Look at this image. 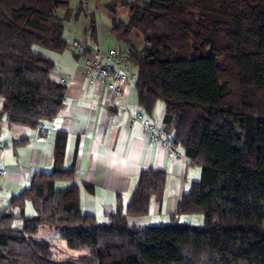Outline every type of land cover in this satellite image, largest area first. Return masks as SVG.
I'll return each mask as SVG.
<instances>
[{"label":"trees","instance_id":"trees-1","mask_svg":"<svg viewBox=\"0 0 264 264\" xmlns=\"http://www.w3.org/2000/svg\"><path fill=\"white\" fill-rule=\"evenodd\" d=\"M117 5L129 8L126 19ZM108 7L135 68L138 112L150 118L164 103L172 143L200 177L166 222L140 225L133 219L149 212L166 180L164 171L144 169L125 206L118 202L100 221L80 209L59 132L51 169L34 173L0 211V264H264V0H113ZM69 12L70 0H0L1 114L9 121L38 126L58 113L66 81L52 79L54 62L43 50L65 49ZM134 30L141 48L130 42ZM57 180L72 183L57 189ZM190 214L203 223L184 222ZM40 227L88 253L55 259L50 240L33 236Z\"/></svg>","mask_w":264,"mask_h":264},{"label":"crops","instance_id":"crops-1","mask_svg":"<svg viewBox=\"0 0 264 264\" xmlns=\"http://www.w3.org/2000/svg\"><path fill=\"white\" fill-rule=\"evenodd\" d=\"M112 1L70 0V12L64 19L65 49L43 50L54 62L52 79L66 81L64 101L53 119L38 126L9 121L1 114L0 96V170L4 171L0 175V211L13 195L29 185L34 173L51 169L59 132L66 134L63 164L65 167L74 164L80 209L100 221L107 219L118 202L125 206L144 169L162 170L166 180L162 193L152 198L149 212L133 219L140 225L166 222L191 182L200 177V167L180 147L176 146V157H168L160 139H151L139 122L132 123V116L142 110L133 81L122 86L121 97L102 84L87 82L91 52L111 49L127 52L112 30L113 12L108 7ZM115 12L120 19H126L124 8L117 5ZM73 40L86 41L87 53L83 55L78 48H72ZM130 42L139 48L143 46V38L136 30L131 33ZM129 70L135 73L132 65ZM163 115L164 108H157L156 103L149 117L163 135L171 134L163 123ZM71 183L57 180L55 187L61 189ZM201 219L199 214L182 218L193 224Z\"/></svg>","mask_w":264,"mask_h":264},{"label":"built area","instance_id":"built-area-1","mask_svg":"<svg viewBox=\"0 0 264 264\" xmlns=\"http://www.w3.org/2000/svg\"><path fill=\"white\" fill-rule=\"evenodd\" d=\"M72 48H78L81 52L88 50L86 41L73 40L70 43ZM131 63L127 52H119L115 49L108 51L94 50L89 54V63L86 69V79L90 85L102 84L108 90L114 92L117 97L123 94V85L129 80H134L135 73H130ZM65 81V79H61ZM132 123L139 122L146 129L153 140L160 139L167 150L168 157H176V146L172 143L171 134H162V130L142 112H136ZM4 173L0 170V175Z\"/></svg>","mask_w":264,"mask_h":264},{"label":"rangeland","instance_id":"rangeland-1","mask_svg":"<svg viewBox=\"0 0 264 264\" xmlns=\"http://www.w3.org/2000/svg\"><path fill=\"white\" fill-rule=\"evenodd\" d=\"M129 2H133L134 0H126ZM142 3V2H140ZM119 8H124L127 12L125 14V18L128 17L129 14V8H126L122 5H118ZM161 107L162 109L164 108V103L162 101L157 102V108ZM200 215V214H199ZM201 216V221L199 223H196L197 225H201L203 223V217ZM185 215H182L181 218H184ZM15 226L20 225V221L16 220L14 222ZM57 230H49L47 227H40L37 232L33 234L34 237L36 238H46L50 240L51 243V250L53 257L58 260H67V259H76L79 255L82 254H87V250H75V249H70L67 245L66 242L57 237L58 232Z\"/></svg>","mask_w":264,"mask_h":264}]
</instances>
